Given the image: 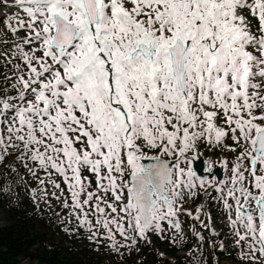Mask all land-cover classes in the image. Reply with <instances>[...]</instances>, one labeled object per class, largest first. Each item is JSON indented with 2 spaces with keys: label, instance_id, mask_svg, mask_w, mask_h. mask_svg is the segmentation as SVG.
Wrapping results in <instances>:
<instances>
[{
  "label": "snow or ice",
  "instance_id": "snow-or-ice-1",
  "mask_svg": "<svg viewBox=\"0 0 264 264\" xmlns=\"http://www.w3.org/2000/svg\"><path fill=\"white\" fill-rule=\"evenodd\" d=\"M0 67L10 206L120 259L264 264V0H0Z\"/></svg>",
  "mask_w": 264,
  "mask_h": 264
},
{
  "label": "trees",
  "instance_id": "trees-1",
  "mask_svg": "<svg viewBox=\"0 0 264 264\" xmlns=\"http://www.w3.org/2000/svg\"><path fill=\"white\" fill-rule=\"evenodd\" d=\"M5 71L0 67V78ZM29 183L34 185L31 180ZM17 191L19 207L10 206L11 196L0 192V210L7 209L12 220V224L0 228V264H19L21 257L33 258L41 264H165L157 258V251L164 253L168 261L174 259V264H183V256L162 240L142 245L139 254L123 259L81 244L76 236L70 237L61 230L55 212L51 213L44 206L38 209L22 187ZM50 214H54L53 217ZM36 246L37 252L33 253Z\"/></svg>",
  "mask_w": 264,
  "mask_h": 264
},
{
  "label": "rangeland",
  "instance_id": "rangeland-1",
  "mask_svg": "<svg viewBox=\"0 0 264 264\" xmlns=\"http://www.w3.org/2000/svg\"><path fill=\"white\" fill-rule=\"evenodd\" d=\"M216 220H217V226L218 228L221 227V224L219 223V214L218 212L216 213ZM10 224H12V220L11 217L9 215V213L7 212V209H1L0 210V228H4L9 226ZM225 243H227V240L225 241ZM226 255H230L227 254ZM231 258L233 259L232 255ZM219 262L220 264H235V262L233 260H222L221 258H219ZM42 262H37L36 260L32 259V258H20L19 259V264H41ZM44 264V263H43Z\"/></svg>",
  "mask_w": 264,
  "mask_h": 264
},
{
  "label": "water",
  "instance_id": "water-1",
  "mask_svg": "<svg viewBox=\"0 0 264 264\" xmlns=\"http://www.w3.org/2000/svg\"><path fill=\"white\" fill-rule=\"evenodd\" d=\"M203 167V163L200 162L198 165H197V168L198 170L202 169ZM217 174L222 178V172L220 170H217Z\"/></svg>",
  "mask_w": 264,
  "mask_h": 264
}]
</instances>
